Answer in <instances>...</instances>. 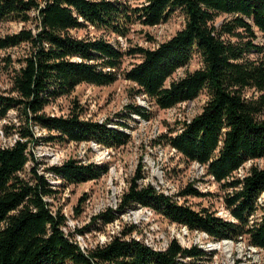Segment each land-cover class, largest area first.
<instances>
[{
    "label": "trees",
    "instance_id": "trees-1",
    "mask_svg": "<svg viewBox=\"0 0 264 264\" xmlns=\"http://www.w3.org/2000/svg\"><path fill=\"white\" fill-rule=\"evenodd\" d=\"M176 11L184 15L182 28L152 48H122L104 35H78L91 26L125 38L133 25L155 26ZM1 22L33 26L0 35V50L25 46L22 56L6 57L11 87L0 94V119L10 110L16 114L1 129L16 138L0 147V264H198L207 257L202 248L182 246L176 238L163 249L152 248L130 236L134 227L83 249L63 230L65 215L51 209L47 198L56 190L46 176L34 165L24 173L34 162L31 149L41 142H94L106 148L129 142L130 115L149 118L135 103L116 121L85 119L74 108L66 116L45 111L79 84L105 86L118 77L160 109L206 92L201 111L158 142L205 167L225 191L231 219L205 207L194 209L151 184L140 185L142 176L136 174L117 206L93 215L78 234L141 206L212 241L245 239L251 247L264 248V166L251 165L243 177L233 176L247 161L264 158V0H0ZM194 56L201 66L172 79ZM126 57L139 60L125 68ZM35 127L46 134L37 135ZM45 171L64 184H79L100 178L108 168L69 158ZM187 195L202 193L189 184L177 196Z\"/></svg>",
    "mask_w": 264,
    "mask_h": 264
},
{
    "label": "rangeland",
    "instance_id": "rangeland-1",
    "mask_svg": "<svg viewBox=\"0 0 264 264\" xmlns=\"http://www.w3.org/2000/svg\"><path fill=\"white\" fill-rule=\"evenodd\" d=\"M220 20L221 18L218 21ZM184 21V15L176 11L166 21L155 26L133 25L125 38L102 33L91 26L78 31V35H104L111 43H118L122 48L136 45L152 48L182 28ZM22 26L33 25L1 22L0 35L16 32ZM257 41L261 42L262 39L259 37ZM24 47L20 45L0 50V94L6 93L11 87V69L6 68V57L10 56L14 60L22 56ZM138 60V57H126L123 67L129 68ZM200 66L199 58L194 56L186 66L173 74L172 79ZM133 88L135 85L122 77L105 86L83 83L77 85L70 94L58 97L45 107L47 114L57 116H66L74 108L82 118L100 122L106 119H120L118 114H127L128 106L134 103L144 107L149 113L148 119L135 114H131L128 120L121 119L126 120L129 126L125 130L130 133V140L120 147L106 148L94 142H41L31 149L34 162L30 161L26 165L24 173H27L32 165L37 166L39 173L44 174L56 190L47 201L54 212L60 211L65 215L63 230L72 234L83 249L105 243L120 231L134 227L135 230L130 236L155 249H163L172 238H176L185 247L197 245L208 254L205 259L195 261L198 264H264V248L251 247L245 239L237 242H215L202 232L190 231L141 206L128 209L112 223L105 226L97 224L91 226L89 232L78 234L77 230L87 225L93 215L107 207L117 206L122 193L128 188L130 179L136 174L142 176L138 181L140 185L151 184L157 190L174 196L179 202H184L194 209L205 207L222 218L231 219L224 206L225 191L206 174L205 167L196 162H187L174 148L158 142L159 136L168 133L170 129H176L178 122L188 120L201 111L207 100L206 92L202 91L196 98L169 109H160L144 95L134 94ZM15 115V111L10 110L5 118L0 119V147L11 145L16 138L15 135L4 136L1 130L3 125L15 121ZM261 117L264 118V112ZM34 131L37 135L46 134V131L38 127H35ZM69 158L105 164L108 171L98 179L79 184H64L58 177L45 171L47 167L59 165ZM251 165L264 166V158L247 161L233 176L243 177ZM189 184L202 195L177 196ZM81 198L84 199L80 203ZM78 205L80 209L76 213Z\"/></svg>",
    "mask_w": 264,
    "mask_h": 264
}]
</instances>
